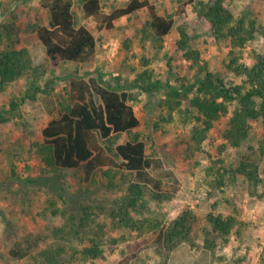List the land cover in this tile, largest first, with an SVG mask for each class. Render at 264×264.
<instances>
[{"label": "rangeland", "instance_id": "obj_1", "mask_svg": "<svg viewBox=\"0 0 264 264\" xmlns=\"http://www.w3.org/2000/svg\"><path fill=\"white\" fill-rule=\"evenodd\" d=\"M72 1L74 14L97 41L91 63L53 65L47 58L33 27L48 24L47 6L51 0H0V33L2 25L7 23L20 30L15 48L27 49L33 66L38 68L40 87L48 88V92H38L33 100L23 99L28 87L23 77L0 91V117H4L0 122V264H50L43 252L52 249V254H58L60 246L64 250L54 264H261L264 152L260 148L264 145V121H251L249 135L239 147L223 149V133L233 109L230 106L228 115L214 123L198 148L191 143L198 121L194 118L195 112H187L188 98L181 99L179 106L171 101L170 110L163 102L167 99L163 90L149 96L132 87L144 71L151 73L152 80L176 86L177 79L192 78L205 62L212 73L234 83L242 82L224 70L231 42L214 37L209 24L192 6L209 0H194L179 15L176 14L178 0H149L160 15L173 16L174 25L162 39L144 31L150 18L147 9L117 19L113 29L99 31L93 18H83L81 2ZM100 1L105 13L128 2ZM223 3L235 19H245L247 28L254 24L253 38L244 44L239 59L250 65L254 52L264 54V0H223ZM181 29L188 36L189 48L200 54L199 64L179 49ZM4 48L5 42H0V50ZM74 76L100 79L113 86L128 81L131 93L137 95V100L130 101L140 122L133 132L146 142L147 153L152 157L147 171L154 181L142 184V202L146 203L142 213H132L134 220L144 222L142 230L127 228L111 216L115 201L136 181L134 176L118 174L113 187H107L104 177H98L86 192L88 184L81 169L58 174L42 171L43 165L36 153L37 145L43 141L42 130L67 105L69 80ZM12 100L16 102L15 109L11 108ZM127 139L123 134L119 142ZM246 157L258 167L260 183L255 188L235 173ZM158 182L163 194L168 196L162 200L152 198L156 193L153 183ZM52 201L54 206L50 204ZM81 205L92 207L91 214L87 226L72 234L70 212H78L75 218L79 221ZM54 207L59 210L66 207L70 212L53 214ZM185 209L197 215L194 227L197 238L193 245L184 242L166 254L160 248L156 231L149 229L148 223L153 221L165 227ZM210 211L232 215L241 223L226 242L217 240L214 252L204 248L200 233L206 224L205 215ZM57 229H64L67 237L57 234ZM85 235L101 241L102 257L82 255L88 246Z\"/></svg>", "mask_w": 264, "mask_h": 264}, {"label": "trees", "instance_id": "obj_2", "mask_svg": "<svg viewBox=\"0 0 264 264\" xmlns=\"http://www.w3.org/2000/svg\"><path fill=\"white\" fill-rule=\"evenodd\" d=\"M79 1L83 18H93L99 31L113 29L117 19L141 9H147L150 16L144 29L147 35L152 34L162 39L170 33L174 25L173 16L160 15L149 0H128L125 6L115 8L110 13L103 11L100 0ZM178 2V15L184 14L186 7L195 3L194 0ZM192 6L209 24L214 37L231 42L227 60L224 61V70L236 78H241L242 82L234 83L212 73L205 62L199 65L192 78L183 76L177 79L176 86L152 80L151 73L144 71L134 80L132 87L139 88V92L149 96L163 90L167 96L163 102L167 103L170 110L173 108L171 101L179 106L181 99L188 98L187 112H195L194 118L198 121L192 131L191 143L198 148L214 123L228 115L230 106H233L223 133L225 143L221 148H237L248 137L251 121H264V54L254 52L250 65L240 62L241 49L253 38L254 24L251 23L247 28L244 18L235 19L232 12L224 6L223 0L198 1ZM47 7L48 24L35 25L33 31L44 46L50 62L53 65L59 62H93L97 41L93 33L74 14V2L51 0ZM19 31L15 25L9 23L1 28L0 42H5V48L0 50V91L6 85L25 77L28 87L23 99L33 100L38 92H48V88L40 87L38 68L33 66L27 49L15 48V43L19 41ZM177 45L194 63L201 62L198 51L189 48L188 36L182 29ZM69 81L67 105H64L60 116L51 119L43 128V141L37 145L36 153L42 162V171L58 174L68 169H81L84 181L88 184L85 187L86 192H89V185L96 184L98 177H104L105 185L113 187L118 174L134 176L136 181L130 183L127 193L115 201L111 216L127 228L142 230L145 227L144 222L134 220L132 213H142L146 207V203L142 202V184L154 181L147 171L151 167L152 157L147 153L146 142L138 133L133 132L140 122L130 101L137 100V95L131 93L127 86L128 81L115 86L100 79L77 76L71 77ZM12 102L11 108L15 109L16 102ZM169 119L172 117L169 116ZM3 121L4 117H0V122ZM123 134L128 139L119 142ZM260 150L264 152V145ZM235 173L245 177L253 188L260 183L257 164L249 157L241 160ZM153 184L156 193L152 198L162 200L168 197L163 194L159 182ZM53 203H50L51 206H54ZM91 209L90 206L81 205L79 210L82 217L79 221L75 218L78 212H70L66 207L63 210L52 209V213L70 212V223L74 225L70 231L77 234L79 229L87 226ZM197 219L191 209H185L165 227H159V223L150 221L148 228L156 231L160 248L167 254L181 243L194 244L197 238L194 228ZM205 222L200 233L204 248L211 252L217 248L216 242L219 238L226 242L234 228L241 224L232 215L213 211L206 213ZM57 231L61 237H67L64 229ZM85 240L88 242V246L82 250L85 258L103 256L101 241L97 237L85 235ZM62 250L64 247L60 246V251ZM60 251L58 254H52V249L44 251L46 262L54 264L56 258L60 257ZM261 264H264V255Z\"/></svg>", "mask_w": 264, "mask_h": 264}]
</instances>
